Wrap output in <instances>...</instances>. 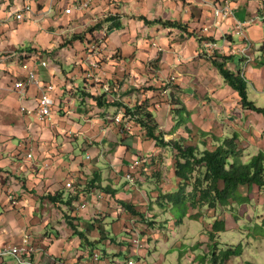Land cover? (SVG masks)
Returning <instances> with one entry per match:
<instances>
[{"label": "crops", "instance_id": "1", "mask_svg": "<svg viewBox=\"0 0 264 264\" xmlns=\"http://www.w3.org/2000/svg\"><path fill=\"white\" fill-rule=\"evenodd\" d=\"M74 1L0 0L3 9L0 22L6 24L0 29V93L3 95L0 99V239L4 241L0 250L21 246L25 237L32 235L34 251L24 259L25 264H107L111 261L117 264L115 258L126 248L115 244L106 233L105 225L111 216L116 219L113 228L117 235L126 234L128 228L139 233L141 244L128 246L131 256L152 255V250L157 251L156 240L162 239V234L155 231L158 224L163 226V221L150 218L159 212L153 198L178 192L176 161H172L167 174L164 173L169 185L159 174L158 182L131 187L125 179L130 165L140 157L139 153H151L154 158L160 148L148 141L141 126L125 117L124 108H99L92 97L106 96L105 102L109 105L118 102L133 108L135 105L131 102L135 99L132 100L131 95H137V90L145 86H153L156 91H142L145 93L142 98L164 97L162 103L149 109L166 141H170L168 137L171 140L180 136L188 138L187 131H191L192 136H216L221 143L224 140L219 137H229V133L220 136L210 133L216 128L210 121L239 120L237 114L253 115L254 112L242 107L238 93L213 67L207 52L217 51L231 57L228 68L245 75L256 91L264 93V0H171L175 12L165 15L169 19L166 21L188 24L200 37H211L216 44L214 51H208L207 41L201 44L178 29L155 26L152 42L156 45L149 52L146 48L134 50L127 44L132 40L131 34L121 37L120 30L109 31V26L108 38L100 51L91 50L92 40L104 29L87 34L83 43L72 42L68 48L58 51L70 34L93 26L103 16L119 14L122 20L125 17L123 10L115 9V2L120 4L122 0H97L90 11L69 17L65 8ZM158 1H155L158 13L163 14L165 3ZM226 6L230 7L231 15L215 25V10ZM28 7L31 12L25 14L22 22H17L16 15ZM239 24H244V35L238 33ZM142 26L141 22L135 24L140 29ZM181 35L187 37L185 44L178 41ZM244 47L249 48L252 59L248 64L240 52ZM115 50L122 51L119 58ZM158 51H162L161 56ZM20 55L27 56L29 62ZM157 58L160 64L154 70L148 66V61ZM40 59L48 62L49 67H40ZM25 64L37 70L44 83L56 87L57 107L51 125H42L37 118L41 96L37 88H32L24 100L10 92L17 82L25 79ZM65 65L72 66L74 72H65ZM90 75L93 78L90 79ZM133 86L135 92L130 90ZM182 107L186 123L181 122L175 132L176 123L182 121L178 114ZM24 109L31 114L23 112ZM122 116L124 121L128 120L127 130L116 122ZM199 121H203L206 128H200ZM140 136L145 138L144 143L138 142ZM82 140L85 141L83 147ZM17 141H20L18 145ZM121 148L123 152H119ZM79 150L83 151L85 159L77 156ZM89 157L92 160L89 161ZM100 164L107 169L105 176L98 168ZM72 180L76 182L75 195L79 197L72 207L58 206L47 198L64 193L67 201L72 192L67 183ZM93 181L102 187L112 186L117 191L116 196L111 198L98 188L89 190L87 184ZM12 197L17 198V204H13ZM121 201L135 204L145 214L147 222L153 224H141L138 218L124 213L125 210L119 208ZM86 202L87 208L78 206ZM68 214L78 217L76 224L96 243L95 247L75 235L68 223ZM147 226H150L148 230ZM165 239L170 241L169 237ZM100 243L103 249L99 248ZM95 253L102 254L101 262H95ZM0 264L21 263L15 256H9L0 259Z\"/></svg>", "mask_w": 264, "mask_h": 264}, {"label": "rangeland", "instance_id": "2", "mask_svg": "<svg viewBox=\"0 0 264 264\" xmlns=\"http://www.w3.org/2000/svg\"><path fill=\"white\" fill-rule=\"evenodd\" d=\"M155 1L158 0H134V2L133 0H122L120 4L115 2V9L123 10L125 16L122 20L121 16L118 14L117 19L122 23L126 22L124 28L119 31V36L126 37L127 34H131L132 40L127 44H131L130 46L134 50L146 48V51H151L153 48L152 46L156 45L155 42H152V38L157 29L155 27L164 28L163 25L159 24L155 27L153 25H147L141 20L142 17H146L151 21H166L169 19L165 15L175 12V4L173 1L161 0L162 4L165 3V7L162 10L163 14L158 13L159 10ZM110 16L111 15L107 14L100 19L104 25L99 32H101L102 29L104 30L103 33L98 34L100 35L99 37H102V35L103 37H95L94 41L92 40L98 47L102 45L100 41L104 42L108 38L106 32L108 31V26H112L113 22L109 23L104 21ZM130 22L131 24H129ZM138 22H141V25H143L141 29L140 27H135V24ZM98 23L92 24L93 26H89L85 29L81 28L77 30L76 34H70L68 39L62 41L58 51L72 45L75 36L83 35V37H85L89 29L95 27ZM145 26H147V28H145ZM153 28H155V30H151ZM185 40H187L185 35H181V37L178 38V41L183 43ZM159 48L160 46L158 48L156 47V49ZM158 52L161 56L162 51ZM121 54V50H115L116 58H119ZM159 60L160 59L157 58L148 61V66L156 70L160 64ZM63 70L70 74L74 72V68L67 65L64 66ZM247 87L250 101L254 102L258 108H264V93L256 91L255 87L250 83L247 84ZM134 89L136 88L133 86L130 90L135 92ZM149 89L156 90L153 86H145L143 89H138L137 95H131L132 100L133 98L135 99L134 101L131 100V103L136 105L137 103L147 101L148 106H155L164 101L162 99L164 97H161V95L154 96V98L143 99L142 97L145 93L143 94L142 91L146 92L149 91ZM251 112H254V114L252 115L246 112H244V114H237L238 117H240L239 120L230 119L228 121L223 118L221 121H210L211 124L216 127L215 132L210 133H215L217 136L223 133H229V137H219L221 140L233 138L234 135L232 133L238 134V138L242 141L241 147L245 150L242 158L243 161H247L251 155H256L259 151H264V116L255 111ZM234 117H236V115ZM199 124L200 128H206L203 121H199ZM203 135L206 136V134ZM138 138L141 139V141L138 142H145L143 136ZM215 138L216 136H211L210 143H212ZM168 140H171L170 137H168ZM19 142L20 141H17L16 144L18 145ZM81 142V146L83 147L85 141L82 140ZM139 154L141 158H148V155L151 153ZM175 155L176 152L172 148L169 150L167 147H160L156 157L154 156L153 158L152 164L145 165L144 169H140L136 173V182L139 187L140 185L146 186L152 184L154 181L158 182L159 174L161 175L160 177L166 179V185H169L170 182L167 180L168 177L165 176L164 173L167 174L168 166H170L172 161H176ZM77 156L83 157L85 154L83 151L79 150ZM83 158L85 159V157ZM98 168L105 176L107 173L105 165L100 164ZM254 189L249 190L244 188L245 194L250 192V199L244 201L242 205H240L239 202H235L234 204L220 206L218 209L207 206L202 211L191 208H189L190 210L186 209V203H190L188 202L189 200L185 201L183 205L177 203L176 201L179 198L175 196L177 192L172 194L174 195L173 202H170V199L159 201L155 196V198H153V203L155 209L159 212L156 213V216H150V218L163 221V226L162 224H158L157 230L155 231L162 234V239L159 238L158 241L156 240L158 245L157 251L152 250V255L146 254V256L143 257L129 255L127 249L130 242L125 240L126 234L121 233L117 235L113 228V221H116V219H114V216L109 217L106 223L107 225H105L106 233L115 244L117 243L126 248L122 255L115 258L117 264H124L128 260L134 261L136 264H261L262 254H264V191L258 192L256 188ZM191 190L192 186L188 184V186H186V192L190 193ZM216 218L225 221L227 228L223 232H216L214 237H212L214 234L213 224ZM138 220L139 223L142 224V220H140V218H138ZM148 225H151V223ZM149 227L150 226H147V230ZM208 230H211V232ZM167 237L170 238V241H165ZM99 246L100 249L104 247L102 243H100ZM228 251H230L231 256L226 258Z\"/></svg>", "mask_w": 264, "mask_h": 264}, {"label": "trees", "instance_id": "3", "mask_svg": "<svg viewBox=\"0 0 264 264\" xmlns=\"http://www.w3.org/2000/svg\"><path fill=\"white\" fill-rule=\"evenodd\" d=\"M117 18V16L111 15L104 21L109 23L113 22V25L109 26V30H122L124 28V24ZM141 20L150 26H156L159 24L163 25L164 28L178 29L181 32H184L187 37L196 38L201 44L205 41L214 43V39L211 37H200L196 33V30L191 29L192 27L188 24L176 21H151L146 17H142ZM103 25L104 23L100 21L95 27L90 28L89 32L85 35L87 36V34L98 32L101 27L103 28ZM86 36H75L73 42L80 41L83 43ZM207 57L213 67L218 70L225 82L238 93L242 107L264 116V108H258L255 103L249 99L247 87L249 82L245 75L236 73L228 68L227 63L231 57L223 56L217 51L213 54L207 52ZM92 98L95 99L99 108H104L105 106L124 108L125 117H130L131 120L129 119V121L141 126L146 131V136L149 142L155 143V147L157 148L170 147L176 152L175 175L180 180L179 190L175 195L179 197L176 202L183 205L185 201L189 200L188 202L190 203H186V209L191 208L202 211L207 206L218 209L220 206L234 204L235 202H239L240 205H242L244 201L250 199V192L245 194L244 188L249 190L256 188L258 192L264 191V151H259L256 155H251L247 161H243L242 158L245 150L241 147L242 142L237 135H234L233 138L224 140L221 143H218L215 139L210 143L211 136H204L201 134L192 136L190 134L191 131H187L189 134L188 138L180 136V138L176 140L166 141L165 134L160 130L159 124L156 122L154 114L150 111L147 101L137 103L133 108H130L118 102L111 104V106L105 102L106 96ZM103 102H105V104ZM179 104L181 105V103ZM183 111V107L178 110V114H181L182 121L176 123L175 132L181 126V122L186 123V119L184 118V115H182ZM149 157H151V154L148 155V158ZM188 184H191L192 186L190 193L186 192V186H188ZM87 186L89 190L98 188L101 192H104L111 198L116 196L117 193L112 186L107 185L106 187H102L96 185L95 181L87 184ZM76 188L71 189L72 192L67 201L64 199V193H58L55 196L49 195L47 198L58 206H61L62 204L67 207H72L75 200L79 198L75 195L77 192ZM158 199L159 201L170 199V202H173L174 195L160 194ZM152 202L153 201H151V203ZM119 206L121 210H125L124 213H127V215L129 214L131 217L140 218L142 222L146 224L150 223L147 222L148 220L145 217V214L141 213L135 204L121 201ZM67 216L68 223L74 230L75 235L80 236L87 245H90V247H95L96 243L90 241V238L81 231L76 224L78 217L74 218L69 214ZM151 224H153V222ZM213 228L214 234L212 237H214L216 232H223L226 230V222L216 218ZM128 229L125 238L130 244H133L134 236H139V233L134 229ZM230 256V251H228L226 258ZM101 260L102 254L99 262H101ZM107 264H113V262L111 261Z\"/></svg>", "mask_w": 264, "mask_h": 264}, {"label": "built area", "instance_id": "4", "mask_svg": "<svg viewBox=\"0 0 264 264\" xmlns=\"http://www.w3.org/2000/svg\"><path fill=\"white\" fill-rule=\"evenodd\" d=\"M97 0H75L71 5L67 6L65 8V14L69 17H77L78 15H83L86 12L90 11L93 7V5L95 4ZM31 12V9L28 7L24 10H22V12L20 14L16 15V21L17 22H22L24 20V16L25 14H29ZM219 13V16H225V14L227 13L226 19L231 15V9L229 6L226 7H219L215 10V18H216V22L215 25L218 24L219 21V17L216 15V13ZM99 21H96L95 23H97ZM6 24L4 22H0V29L5 26ZM243 26L244 24H239L238 26V33L244 35L243 32ZM95 37V35H94ZM103 37V35H102ZM102 37H98V38H102ZM97 38V37H96ZM95 39V38H94ZM94 41V40H93ZM94 43V42H93ZM100 43H104L103 41H100ZM206 48L208 49V51H214L216 49V44L210 42L206 44ZM102 46V45H101ZM101 46L98 47V45H95V43L93 44V46H91V50L92 51H100L101 50ZM248 47H244L243 49H241V54L244 56L245 59V64H248L249 62H251V57L248 54ZM20 57L23 59H26V62L28 63L29 61L27 56H21ZM40 62H42L40 64V67L43 68H48L49 67V63L43 61L42 59H40ZM23 70L25 72V79L20 80L19 82H17V84L10 89V92H12L15 95H18L21 100H24L27 98L29 91L32 88H37L40 91V103H39V107L36 110V114H37V118L39 120V122L42 125H51L53 124L54 118H55V110L57 107V102H56V98H55V92H56V87L53 84H46L44 83L40 78L39 75L37 73V70H31L30 66L28 64H25L23 66ZM95 70H98V66L95 65ZM89 78H93L91 75L89 76ZM3 95L2 93H0V99H2ZM48 101L47 103H45V101ZM25 113H30L27 109H24ZM123 116L119 117V119H116V122L120 125H124V130L128 129V120L124 121L123 120ZM30 159L33 158V156L29 157ZM92 160L91 157H89V161ZM153 161V157H149V158H141L138 157L128 168L127 172L125 173V179L128 182V184L131 187L136 186L137 182H136V173L140 170V169H144L145 165L148 164H152ZM67 188L68 189H75L76 188V182L74 180L69 181L67 183ZM17 198L16 197H12V202L13 204H17ZM80 208L85 209L88 207V203H84L81 205H78ZM140 240H139V236L135 237L133 240V245L134 246H139ZM15 249V252H13L12 250ZM34 249L32 247V235H27L24 239V242L21 246H17V247H11V248H6V249H2L0 250V259H5L6 257L9 256H15L19 262L21 264H25L24 259L27 258L28 256H30L33 253ZM101 259V254L100 253H95L94 254V260L95 262H99ZM68 264H77L74 262L68 263ZM125 264H136L134 261L128 260Z\"/></svg>", "mask_w": 264, "mask_h": 264}, {"label": "clouds", "instance_id": "5", "mask_svg": "<svg viewBox=\"0 0 264 264\" xmlns=\"http://www.w3.org/2000/svg\"><path fill=\"white\" fill-rule=\"evenodd\" d=\"M133 2H134V0H133ZM232 7H235V5H232ZM0 15H3L2 7H0ZM9 15H11V13H9ZM216 15L219 17V20L222 21V20L226 19L227 13L225 14V16H219V13L217 12ZM228 22L231 23L230 20ZM13 35H15V34H13ZM140 83H143V81H140ZM47 102L48 101L46 100L45 103H47ZM118 119H119V117H118ZM119 152H123V148H121L119 150ZM119 152L117 153V155H119ZM3 243H4L3 239H0V246H3ZM12 251L15 252V249H13ZM261 264H264V254H262Z\"/></svg>", "mask_w": 264, "mask_h": 264}]
</instances>
